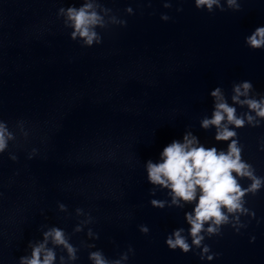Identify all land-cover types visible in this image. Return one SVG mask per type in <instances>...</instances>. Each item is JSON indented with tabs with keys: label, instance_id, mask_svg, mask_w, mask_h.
<instances>
[{
	"label": "clouds",
	"instance_id": "clouds-1",
	"mask_svg": "<svg viewBox=\"0 0 264 264\" xmlns=\"http://www.w3.org/2000/svg\"><path fill=\"white\" fill-rule=\"evenodd\" d=\"M198 10H215L224 12L241 10L240 0H194ZM163 7L170 9L172 0H163ZM125 13L133 15L131 7ZM177 12L183 11L177 8ZM57 17L62 18L65 28L71 29L70 38L73 41H82V47H92L102 43V36L97 29L106 30L112 26L126 27L127 21L120 18L111 8L105 7L102 0H83L81 6L61 7ZM171 19L167 14L161 15V20ZM245 44L252 50L264 49V26L257 27L245 37ZM213 100L211 117L205 116L200 121L204 130L215 129L214 139L217 142H228L226 150L215 146L206 147L200 143L199 138L186 131L183 140H173L163 148L160 162L152 160L146 162L147 181L153 186L150 195L156 190H166L169 199H152L150 204L154 208L184 209L186 205H193L191 211L185 212L184 219L189 226L174 229L166 237V246L182 253L193 252L201 260H213L219 253H213L206 238L221 236L222 229L230 226L236 233L247 227L241 217L255 218V212L247 205L246 197L256 196L264 188V177L256 174L252 164L243 159V145L240 143L236 129L244 127H259L264 122V94L256 93L251 81H241L232 85L231 103L221 87L210 92ZM238 107L246 111L238 112ZM19 134L28 136L24 121L15 125ZM17 139L16 133L9 129L8 123L0 119V154L8 150L9 142ZM260 150L264 151V143ZM36 154L33 149L29 159ZM13 161L17 159L14 153H9ZM242 180L250 183L247 187L241 184ZM61 212H67V206L58 204ZM76 216H83L73 234L84 231L85 227L93 223V217L83 209H76ZM141 233L147 235L149 228L140 225ZM89 239H99L98 233L91 228L87 230ZM189 238L191 243H189ZM252 237L250 242H254ZM71 236L59 227H49L43 231V240L29 243L30 255L19 258V264H74L79 259L80 248L93 249L95 244L81 241L80 247L74 246ZM61 249L65 255L57 256L56 249ZM199 249V252L195 250ZM134 249L129 246L127 251L120 254L117 259L107 258L103 251L97 249L90 251L88 259L92 264H126Z\"/></svg>",
	"mask_w": 264,
	"mask_h": 264
}]
</instances>
